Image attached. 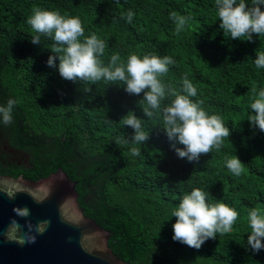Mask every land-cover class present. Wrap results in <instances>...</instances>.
Returning a JSON list of instances; mask_svg holds the SVG:
<instances>
[{
	"label": "trees",
	"instance_id": "trees-1",
	"mask_svg": "<svg viewBox=\"0 0 264 264\" xmlns=\"http://www.w3.org/2000/svg\"><path fill=\"white\" fill-rule=\"evenodd\" d=\"M34 7L79 17L86 36L106 40L105 63L114 53L124 61L131 54L172 57L163 81L179 87L191 80L193 99L222 116L230 136L221 151L198 162L180 159L162 122L143 116V93L63 80L46 65L51 41L30 42ZM173 11L190 17L180 34L169 20ZM219 23L214 0H0V104L16 101L12 124L0 125V174L38 181L64 170L77 183L85 215L110 232L109 247L130 264H264V250L247 248L246 219L248 209L264 210V133L246 119L252 88L264 86V69L252 63L264 37L230 40ZM88 87L93 91L84 93ZM130 111L149 132L143 146L125 142L133 135L123 124ZM132 147H141V157L131 156ZM234 155L244 164L239 177L224 165ZM193 187L240 213L232 232L199 250L172 240L171 211Z\"/></svg>",
	"mask_w": 264,
	"mask_h": 264
},
{
	"label": "clouds",
	"instance_id": "clouds-1",
	"mask_svg": "<svg viewBox=\"0 0 264 264\" xmlns=\"http://www.w3.org/2000/svg\"><path fill=\"white\" fill-rule=\"evenodd\" d=\"M214 8L219 27L230 40L251 43L254 42V35L259 40L264 37V0H214ZM133 16L134 13L129 10V23ZM189 19L175 11L169 14L176 34L184 31ZM27 24L34 33L30 39L33 45H42V38L51 41L49 50L54 55H49L46 65L55 69L63 80L90 85L103 81L123 85L129 95L140 96L143 93L138 107L146 119L162 122L161 129L178 158L192 163L214 150L221 151L225 139L230 136L222 116L209 114L202 106V100L193 99L197 97L198 89L191 80L184 78L179 87L163 81L162 77L169 72V66L175 64L172 57L131 54L124 61L119 53H114L105 63L102 57L108 48L106 40L95 33L86 36L79 17L34 7ZM255 55L252 63L256 69H264V51H256ZM92 91L91 87L83 89L84 93ZM252 93L246 119L251 128L264 133V86H254ZM15 106L14 99L0 104V125L12 124ZM123 124L133 130L126 143L138 146L146 144L149 132L144 130L141 118L130 111L123 117ZM130 154L141 157V147H132ZM224 165L236 177L243 173L244 164L235 155L230 158L225 156ZM9 198L14 199L15 194ZM210 200L209 192L200 187H193L183 194L171 211V219L176 218L172 224L174 242L199 250L207 241L217 239L218 234L233 231L240 213L220 200L214 203ZM14 211L22 218L30 214L26 207ZM246 219L250 229L247 248L259 253L264 250V210L252 207L248 209ZM49 223L48 220L41 221L36 231L42 233ZM34 240L35 237L32 242Z\"/></svg>",
	"mask_w": 264,
	"mask_h": 264
},
{
	"label": "water",
	"instance_id": "water-1",
	"mask_svg": "<svg viewBox=\"0 0 264 264\" xmlns=\"http://www.w3.org/2000/svg\"><path fill=\"white\" fill-rule=\"evenodd\" d=\"M76 186L62 169L38 181L0 174V264H130L109 247L110 232L85 215ZM25 207L28 217L16 215Z\"/></svg>",
	"mask_w": 264,
	"mask_h": 264
}]
</instances>
